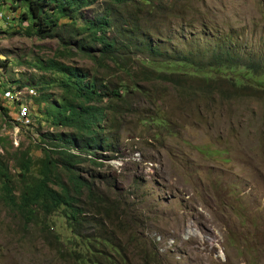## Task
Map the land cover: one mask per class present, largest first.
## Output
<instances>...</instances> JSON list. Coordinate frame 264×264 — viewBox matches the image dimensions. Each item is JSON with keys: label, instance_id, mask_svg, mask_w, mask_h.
<instances>
[{"label": "trees", "instance_id": "1", "mask_svg": "<svg viewBox=\"0 0 264 264\" xmlns=\"http://www.w3.org/2000/svg\"><path fill=\"white\" fill-rule=\"evenodd\" d=\"M15 1L23 8L20 17L26 21V35L56 38L60 57L74 49L89 57L95 69L55 56L40 58L34 66L50 71L49 76L21 74L24 78L13 81L16 88L5 90L8 99L9 92L34 89L32 102L42 105L44 119L61 129L37 128L42 155L32 158L22 152L12 157L14 172L0 151V204L25 229L39 227L46 242L54 239L59 245V234L51 231L48 222L58 213L73 234L63 243L78 242V248L66 252L58 247L57 252L76 264H136L126 252L134 242L141 246L137 264L157 263L158 248L146 235L140 213L132 212L133 192L112 198L113 184L98 185L97 178L102 182L105 175L91 163L103 166L118 157L120 132L129 118L170 134L169 121L159 107H140L154 101L158 82L189 81L193 83L189 94L195 85L199 97L213 92L222 98L264 92V37L259 52L244 54L241 44L231 38L232 31L206 22L197 0ZM94 6L98 10L86 15L85 10ZM142 82L150 86L145 88ZM186 91L187 87L182 93ZM21 100H12L16 111Z\"/></svg>", "mask_w": 264, "mask_h": 264}, {"label": "rangeland", "instance_id": "2", "mask_svg": "<svg viewBox=\"0 0 264 264\" xmlns=\"http://www.w3.org/2000/svg\"><path fill=\"white\" fill-rule=\"evenodd\" d=\"M197 1L206 22L232 31L231 38L241 44L244 54L260 51L264 0ZM22 9L18 1L12 5L11 0L0 1V151L9 159L11 172L17 170L13 158L20 153L32 158L42 155L37 128L42 132L61 128L41 115L42 105L30 97L34 89L9 92L8 99L5 90L16 88V79L49 76L50 71L34 66L40 58L55 56L95 69L89 57L74 49L60 57L56 38L26 35ZM94 10L98 6L85 13L91 15ZM188 82L155 84L154 101L140 107H159L169 121L170 134L129 118L131 122L120 132L118 157L103 166L91 163L105 175L96 183L113 184L112 198L133 192L132 212L140 213L146 235L158 248L155 264H264V92L226 98L213 92L199 97L195 85L189 94L193 83ZM52 90L58 93L57 87ZM12 100H21L18 111ZM48 222L51 231L59 234V245L54 239L46 242L39 227L25 229L0 204V264H76L57 252L58 247L66 252L78 248V242L75 246L63 243L73 235L64 218L54 213ZM127 246L129 260L139 263L140 244Z\"/></svg>", "mask_w": 264, "mask_h": 264}, {"label": "bare ground", "instance_id": "3", "mask_svg": "<svg viewBox=\"0 0 264 264\" xmlns=\"http://www.w3.org/2000/svg\"><path fill=\"white\" fill-rule=\"evenodd\" d=\"M18 93H20V92H18ZM27 106L30 107L28 104H27ZM22 107H24V106L22 105ZM28 125H29V124H28Z\"/></svg>", "mask_w": 264, "mask_h": 264}]
</instances>
